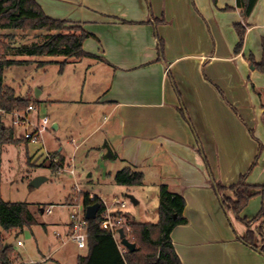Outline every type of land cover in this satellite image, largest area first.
<instances>
[{
  "label": "crops",
  "instance_id": "obj_1",
  "mask_svg": "<svg viewBox=\"0 0 264 264\" xmlns=\"http://www.w3.org/2000/svg\"><path fill=\"white\" fill-rule=\"evenodd\" d=\"M35 1L46 16L90 33L83 49L103 59L86 58L105 74L94 101L104 108L106 120L96 128L106 125L111 158L105 157V148L99 153L117 162V170L131 165L153 184L182 195L186 223L170 233L180 263L264 264V254L239 239L247 226L223 208L213 188V181L235 184L258 151L246 183L264 185V73L248 60L264 57V0H257L245 19L236 0ZM237 23L243 24L245 34L235 53ZM34 89L39 90L37 97ZM31 91L26 97L39 102H48L53 92L41 84ZM50 122L49 131L78 132L58 115ZM88 136L78 144L70 136L72 152ZM21 143L28 161L32 153L25 140ZM43 143L45 147L44 138ZM46 151L62 158L63 165L73 157H66L58 143ZM255 191L239 214L247 221L264 205L260 190ZM222 195L232 197L229 190ZM132 196L138 204L141 199ZM255 238L260 243L257 232Z\"/></svg>",
  "mask_w": 264,
  "mask_h": 264
},
{
  "label": "rangeland",
  "instance_id": "obj_2",
  "mask_svg": "<svg viewBox=\"0 0 264 264\" xmlns=\"http://www.w3.org/2000/svg\"><path fill=\"white\" fill-rule=\"evenodd\" d=\"M44 34L45 31L42 30L10 29L0 32L2 35L0 41L9 47H16L41 42ZM11 57L28 62L5 68L4 83L22 97H26L33 86L38 84L47 91H53L48 102L37 101L35 104L39 115H46L50 120L58 115L61 123L73 130L75 127L78 132L64 133L61 129L56 133L48 130L49 132L43 134L47 150L54 149L58 143L66 157L73 155L75 171L73 176L66 172L58 174L46 163L37 164L38 161H33L32 157L27 161L25 148L21 142L6 145L0 154V199L5 202L27 203L30 210L35 212L36 220L35 224L24 226L22 229L13 228L5 231L0 228V246L3 244L4 248V244H7L11 250L9 264H76L77 254L85 251L78 249L71 240L67 239L64 243L63 238L54 235L57 231L62 234L65 231L64 224L69 221L70 207L67 206L69 203L65 202L68 196L71 203H76L82 202L80 195L86 193L90 197L96 195L107 199L108 204L117 197L126 201L122 212L130 220L156 222L160 186L153 184L149 177L144 178L141 185L117 184L113 179L118 168L117 162L104 159L102 153H99L106 145L104 137L106 125L96 127L101 122L103 124L106 119H103L104 108L95 106L94 100L100 95V88L104 86L105 74L95 71L92 61L86 58L77 60L63 56L27 55ZM64 60L67 62L61 67L60 62ZM38 61L47 63L38 66ZM98 81L99 84L95 87ZM0 121L8 126L11 117L0 114ZM21 132L20 128L16 130L17 137ZM88 134L86 141L72 152L74 145L70 143V136L74 139V144H78ZM27 147L28 152L32 153L30 156L37 150L33 144L28 143ZM36 177L45 179L36 186H31V181ZM75 186L80 192L75 190ZM131 188L136 192L130 193ZM126 194L135 196L137 194L141 200L134 204L125 196ZM50 206L52 210L50 214L38 211L39 208ZM261 207L264 208V205Z\"/></svg>",
  "mask_w": 264,
  "mask_h": 264
},
{
  "label": "trees",
  "instance_id": "obj_3",
  "mask_svg": "<svg viewBox=\"0 0 264 264\" xmlns=\"http://www.w3.org/2000/svg\"><path fill=\"white\" fill-rule=\"evenodd\" d=\"M216 3L217 0H211ZM257 0H236V7L239 10L241 18L245 19L252 12ZM10 29L16 30H42L45 31L41 42L31 44H21L16 47H9L0 41V109L7 112L13 110H23L32 102L37 100L31 96L22 97L15 93V90L4 83L3 71L12 65L24 64L28 61L14 59L11 56L27 55L29 57L63 56L77 60L91 58L103 60L100 57L88 53L83 49V41L91 36L90 33L77 25H68L66 21L54 19L46 16L35 0H0V32ZM238 41L234 51L238 53L242 47L245 27L242 23L234 25ZM2 38V35H0ZM158 52L162 53V41H159ZM264 49V44H262ZM250 64L259 72L264 73V57L255 62L252 56L248 57ZM66 60L60 62L63 67ZM38 66H43L46 61H38ZM24 141L21 137H16L14 130L10 126H5L0 122V150L7 145L20 143ZM260 150V148H259ZM260 151H258L259 154ZM258 154L248 168L245 174L240 175L235 184L224 186L213 181V188L220 197L223 208L243 222L247 226V231L239 239L248 246L258 249L264 254V208L261 207L257 214L249 221L240 218V212L246 207L248 201L256 195L255 190H260L264 198V185H250L246 183V174L255 165ZM57 164L63 165V159L57 158ZM55 165H48L54 170ZM114 181L123 186H135L143 183L142 171L131 165H127L117 170L113 175ZM224 190H229L232 197L222 195ZM81 201L86 208L93 203H99L95 219H86V248L83 255H77L76 264H181L173 248L170 233L171 230L180 224H185L186 219L183 216L185 201L181 194L170 192L166 185L159 187L158 218L154 223L135 222L128 218L123 212H117L122 215L131 230L130 241L135 244L133 251H127L120 254L117 244L112 234L102 229L100 222L102 219L103 206L99 198L95 197L90 201L88 194L84 193ZM66 203L73 204L69 196ZM39 208L38 211H42ZM35 212L30 210L27 203L24 202H5L0 199V228L8 231L13 228L22 229L24 226H30L36 223ZM259 221L254 230H250L253 222ZM255 232L261 236L260 243L257 244ZM10 247L0 246V263L9 264L11 261Z\"/></svg>",
  "mask_w": 264,
  "mask_h": 264
},
{
  "label": "built area",
  "instance_id": "obj_4",
  "mask_svg": "<svg viewBox=\"0 0 264 264\" xmlns=\"http://www.w3.org/2000/svg\"><path fill=\"white\" fill-rule=\"evenodd\" d=\"M0 114L9 115L11 117V121L8 126L12 127L16 137V130L20 128L22 129V132L18 137H21L29 144L37 145V150L31 156L33 161H38L37 164L46 163L47 165H55L54 171L58 174L66 172L72 176L74 175L73 157L69 159V163L67 165H59L57 164V157L46 151L43 143V134L51 128V122L46 115H39L38 108L34 103L30 102L23 110H13L7 112L0 109ZM75 187V190L80 192L77 186ZM88 198L90 201H93L95 197H90L88 195ZM100 201L103 206L100 226L102 229H105L112 234L120 254L123 255L128 251V249L122 245L118 230H123L124 237L129 242H131V230L129 226L125 224V218L122 215H118L117 212H122L126 206V201L114 199L110 204L101 199ZM67 206L70 207V214L66 230L62 234L58 231L54 232V235L57 238H63V242L67 239L71 240L78 249L84 250L86 248L85 208L82 202L68 204ZM51 211V206L42 209V212L47 214H50Z\"/></svg>",
  "mask_w": 264,
  "mask_h": 264
},
{
  "label": "water",
  "instance_id": "obj_5",
  "mask_svg": "<svg viewBox=\"0 0 264 264\" xmlns=\"http://www.w3.org/2000/svg\"><path fill=\"white\" fill-rule=\"evenodd\" d=\"M39 95V90L38 89H34V96L37 97ZM104 148H105V157L106 158H111V153L108 149V147L106 145H104ZM45 178L43 177H36L35 179H33L30 183L31 186H36L40 181L44 180ZM132 203H136V199L130 195V194H126L125 195ZM99 209V203H93L91 205H88L86 208H85V218L86 219H95L96 217V214H97V211ZM118 233H119V237L121 239V243L122 245H124L128 251H133L135 249V244L132 243V242H129L125 237H124V233H123V230L122 229H119L118 230ZM7 244H4V247H6Z\"/></svg>",
  "mask_w": 264,
  "mask_h": 264
}]
</instances>
